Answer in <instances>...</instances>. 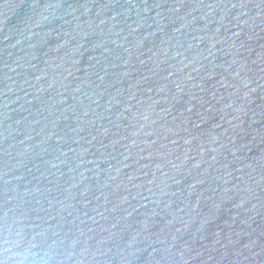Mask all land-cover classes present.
Masks as SVG:
<instances>
[{
	"label": "water",
	"instance_id": "water-1",
	"mask_svg": "<svg viewBox=\"0 0 264 264\" xmlns=\"http://www.w3.org/2000/svg\"><path fill=\"white\" fill-rule=\"evenodd\" d=\"M0 264H264V0H0Z\"/></svg>",
	"mask_w": 264,
	"mask_h": 264
}]
</instances>
